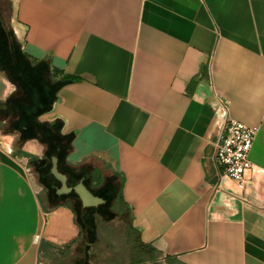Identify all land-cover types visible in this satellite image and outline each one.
I'll use <instances>...</instances> for the list:
<instances>
[{"label": "crops", "instance_id": "obj_1", "mask_svg": "<svg viewBox=\"0 0 264 264\" xmlns=\"http://www.w3.org/2000/svg\"><path fill=\"white\" fill-rule=\"evenodd\" d=\"M6 1L22 51L75 79L41 122L73 135L71 166H108L153 256L264 264V0ZM12 91L0 71V103ZM219 99L258 128L244 190L212 162ZM14 137L0 131V264H38L81 230L72 207L42 209Z\"/></svg>", "mask_w": 264, "mask_h": 264}, {"label": "trees", "instance_id": "obj_2", "mask_svg": "<svg viewBox=\"0 0 264 264\" xmlns=\"http://www.w3.org/2000/svg\"><path fill=\"white\" fill-rule=\"evenodd\" d=\"M4 7L7 10V18L3 16ZM10 15L9 2L0 0V71L7 75L9 81L14 83L20 92L19 95H15L3 103L6 105V112L13 114L16 120L13 125L10 124L5 128L0 125V131L4 135H15L16 139L13 143L14 153L20 157H26L30 161L36 158L23 152L22 145L26 141L37 140L44 147L45 152L51 157L58 159V170L70 178L73 186L82 178H84V184L87 186L86 180L89 179L86 178L87 176L83 170L73 169L66 160L72 151L73 135L61 132L62 124L60 121L52 123L39 121L40 116L51 111L58 91L66 83L73 82L75 79L65 75L60 70L52 69L46 60H36L26 55L9 27ZM3 104L0 103V107ZM63 167H71L72 169L67 172ZM94 175L95 172L92 171L91 176L93 177ZM121 189L122 184L117 187L113 199L123 206L125 212L127 208L123 203ZM97 194L108 202L109 199L103 195V192ZM47 197L50 202H55L59 199L63 200V202L57 203L54 208L58 206L72 207L70 205L71 199L67 195L57 196L55 190L49 189V187ZM128 228L131 233L136 235L137 255L139 257L150 256L152 258L154 249L139 241L137 233L132 228L130 222ZM80 238L81 234L78 239L70 242L68 245H64L63 247L53 246L51 249H55L54 251L57 252L69 250L71 245ZM42 248H44V244H42ZM42 254L45 253L42 252ZM142 261L138 260L133 264H142Z\"/></svg>", "mask_w": 264, "mask_h": 264}, {"label": "rangeland", "instance_id": "obj_3", "mask_svg": "<svg viewBox=\"0 0 264 264\" xmlns=\"http://www.w3.org/2000/svg\"><path fill=\"white\" fill-rule=\"evenodd\" d=\"M3 16L7 18L5 7L3 8ZM4 75L9 80L5 73ZM10 83L13 86V91L6 101L20 94L18 87L11 81ZM46 117L43 114L40 116L39 121L45 120ZM15 120L16 118L13 114L6 112V105H1L0 125L5 128L10 124L13 125ZM52 122L54 121H49L48 115V123ZM15 139L16 136L14 137V141ZM26 142H30L28 145L29 150H33L34 147L37 149L36 155L29 154L36 159L26 162L28 166L27 172L36 185L38 200L42 209L44 211L52 209L57 203L63 202V200L59 199L55 202H50L47 197L48 192L43 188L42 180L39 178V170L36 163L43 156V146L35 139ZM63 168L67 172L72 168L83 170L87 176L86 178L89 179L86 180L87 186L96 193L103 192V195L109 200L96 208H82L80 201L76 197H72L70 205L77 215L81 238L73 243L69 250L57 252L49 248L45 254L40 255L39 261L43 264H133L135 261L143 260L142 264H174L159 260L158 257H154L156 255H152V258L150 256L139 257L137 255L136 235L131 233L128 228L129 212H124L123 206L113 199L118 187V180L113 176L105 163L93 159L79 166ZM92 171L95 172L93 177L91 176ZM54 184L56 187L59 186L55 182ZM100 187L102 188L100 189Z\"/></svg>", "mask_w": 264, "mask_h": 264}, {"label": "built area", "instance_id": "obj_4", "mask_svg": "<svg viewBox=\"0 0 264 264\" xmlns=\"http://www.w3.org/2000/svg\"><path fill=\"white\" fill-rule=\"evenodd\" d=\"M221 130L213 141L212 162L221 178L234 182L239 189L247 185V175L253 170L249 159L258 128L244 125L227 114L226 104L219 99ZM38 264H43L41 261Z\"/></svg>", "mask_w": 264, "mask_h": 264}, {"label": "water", "instance_id": "obj_5", "mask_svg": "<svg viewBox=\"0 0 264 264\" xmlns=\"http://www.w3.org/2000/svg\"><path fill=\"white\" fill-rule=\"evenodd\" d=\"M51 175L59 182L60 186L56 188V195L63 196L71 192L77 195L81 202L82 208H96L106 203V201L94 195L83 183V179L80 180L75 186H68V177L58 170V159L56 157L51 158Z\"/></svg>", "mask_w": 264, "mask_h": 264}, {"label": "flooded vegetation", "instance_id": "obj_6", "mask_svg": "<svg viewBox=\"0 0 264 264\" xmlns=\"http://www.w3.org/2000/svg\"><path fill=\"white\" fill-rule=\"evenodd\" d=\"M51 156L45 152V149L43 147V156L37 160L36 166L37 169L39 170V178L42 180V184L44 185V189H46V192H48V187L49 189L55 190L56 192V188H58L60 186L59 182H57L54 177L51 175ZM83 179V183H84V178ZM81 179V180H82ZM55 183H57L59 186L56 187ZM68 186H73L71 184L70 178H68ZM87 187V186H86ZM89 189V187H87ZM94 195L98 196V194L96 192H94L93 190L89 189ZM48 194V193H47ZM67 196L71 199L72 197H76L78 200L79 198L77 197L76 194H74L73 192L67 194ZM80 201V200H79ZM81 203V202H80Z\"/></svg>", "mask_w": 264, "mask_h": 264}]
</instances>
